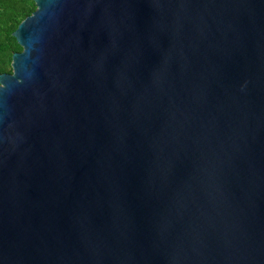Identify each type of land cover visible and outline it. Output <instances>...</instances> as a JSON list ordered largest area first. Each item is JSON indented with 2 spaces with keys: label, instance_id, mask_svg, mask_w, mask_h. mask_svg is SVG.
Listing matches in <instances>:
<instances>
[{
  "label": "water",
  "instance_id": "water-1",
  "mask_svg": "<svg viewBox=\"0 0 264 264\" xmlns=\"http://www.w3.org/2000/svg\"><path fill=\"white\" fill-rule=\"evenodd\" d=\"M33 2L0 264H264V0Z\"/></svg>",
  "mask_w": 264,
  "mask_h": 264
},
{
  "label": "trees",
  "instance_id": "trees-1",
  "mask_svg": "<svg viewBox=\"0 0 264 264\" xmlns=\"http://www.w3.org/2000/svg\"><path fill=\"white\" fill-rule=\"evenodd\" d=\"M34 9L33 0H0V74L11 72L12 54L21 50L12 32Z\"/></svg>",
  "mask_w": 264,
  "mask_h": 264
}]
</instances>
